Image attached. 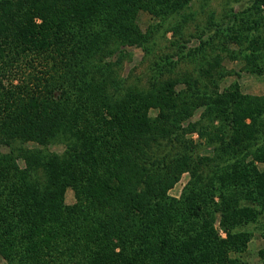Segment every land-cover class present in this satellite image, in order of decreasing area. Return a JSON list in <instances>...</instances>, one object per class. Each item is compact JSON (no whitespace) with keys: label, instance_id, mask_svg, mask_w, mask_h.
<instances>
[{"label":"trees","instance_id":"16d2710c","mask_svg":"<svg viewBox=\"0 0 264 264\" xmlns=\"http://www.w3.org/2000/svg\"><path fill=\"white\" fill-rule=\"evenodd\" d=\"M195 1L0 0L7 264H249L254 231L264 234V94L219 79L199 88L184 78L180 88L166 75L170 55L152 61L145 84L117 77L127 47L150 54L156 33L138 24L141 10L161 27ZM222 16L231 25L210 14L201 32L214 30L199 49L202 62L212 56L202 71L215 78L221 66L218 37L236 39L246 69L264 75V0H228ZM186 172L177 198L170 190ZM259 255L264 264V248Z\"/></svg>","mask_w":264,"mask_h":264},{"label":"rangeland","instance_id":"374dc122","mask_svg":"<svg viewBox=\"0 0 264 264\" xmlns=\"http://www.w3.org/2000/svg\"><path fill=\"white\" fill-rule=\"evenodd\" d=\"M228 0H196L191 5V8H187L184 13L178 14L168 20L170 23H163L161 27H156L157 21L152 18L151 14L147 11L141 10L138 15V24L145 31L152 24L154 25L155 38L150 45V54L145 56V52L141 47L129 46L127 50L129 54L124 57L123 65L119 68L117 67V77L125 78V86H138L145 84L148 79L150 65L153 60L161 56L170 55L173 60V67L166 75L171 78L181 79L180 88H185L186 85L183 82L184 78L190 79L192 82L194 79L200 81L199 88L203 87L205 82H210V80L219 79L221 86H228L230 83L238 82L241 85L243 92L249 94H264V75H256L250 73L245 67V61L240 59V54L237 57L238 50L241 47L239 43H236V39L230 40L228 44H222V39L219 40L216 37L214 44L215 51L214 55L219 54L222 58L221 66L213 70L212 76L215 78H210L207 74L202 71L201 67L208 66V60H212V56L206 54L204 62L201 61L200 48L203 46V40H209V33L214 32V30L208 32H203L204 35L201 36L202 30H205V23L210 14L214 15V20L217 22H222V27L229 26L232 23L231 19L222 16L223 8L225 2ZM247 1H240V4H236L237 9L245 6ZM187 15L186 21L184 16ZM169 30L167 31L166 28ZM176 26V31L173 29ZM156 27V28H155ZM220 42H219V41ZM217 43V45H216ZM225 47V48H224ZM186 54L183 57L182 54ZM194 53V54H193ZM223 76H222V75ZM209 75V74H208ZM114 91V89H111ZM152 114H157L155 109H152ZM201 116V108H199L191 121L198 120ZM187 137L193 138L195 142L203 141L197 132L189 134ZM29 146H38L36 143L31 142ZM39 147V146H38ZM50 150L61 153L64 150L62 144H51L49 146ZM200 153L213 155V149L208 146L200 147ZM20 163L24 165V161L21 160ZM260 168H263V164H259ZM190 179L189 172L182 175L181 179L175 184V186L170 190V194L179 197L182 193L185 184H187ZM66 203L72 204L75 202V195L72 189L66 191L65 197ZM217 228L219 232L224 235V231L217 221ZM264 248V234L259 230H255L253 237L248 245V251L246 255V261L249 264H263V261L259 255V250ZM0 260L3 264L7 262L0 256Z\"/></svg>","mask_w":264,"mask_h":264}]
</instances>
